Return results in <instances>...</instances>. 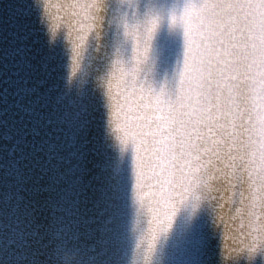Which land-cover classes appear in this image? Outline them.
I'll use <instances>...</instances> for the list:
<instances>
[{
    "label": "snow or ice",
    "instance_id": "6c2138e0",
    "mask_svg": "<svg viewBox=\"0 0 264 264\" xmlns=\"http://www.w3.org/2000/svg\"><path fill=\"white\" fill-rule=\"evenodd\" d=\"M58 7L0 3V264H264V0Z\"/></svg>",
    "mask_w": 264,
    "mask_h": 264
},
{
    "label": "bare ground",
    "instance_id": "6f19581e",
    "mask_svg": "<svg viewBox=\"0 0 264 264\" xmlns=\"http://www.w3.org/2000/svg\"><path fill=\"white\" fill-rule=\"evenodd\" d=\"M4 0H0V3H3ZM47 3L49 5V13L52 20V23H60L61 18L63 17V9L58 7V5H61L64 3V0H47ZM227 219V216H226ZM7 223L9 225V230L7 232V240L9 242V249L11 250L15 240H14V233L12 231L13 227V218L9 217L7 220ZM65 223L68 224L70 227L73 224V221L71 219V216L65 218ZM235 227L234 224H225L221 225L219 229H216V231L219 232V239L217 240V244L220 249L221 256H224L227 254V251L235 247V240L233 237L235 236V232L233 231V228ZM4 242V233L0 232V246H2ZM69 247H72V245H69ZM63 258V254H61V259ZM222 264H226V262H222Z\"/></svg>",
    "mask_w": 264,
    "mask_h": 264
}]
</instances>
